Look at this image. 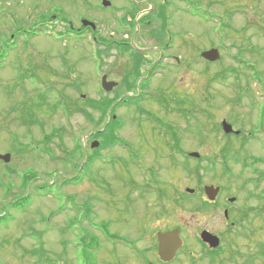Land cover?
Here are the masks:
<instances>
[{
	"label": "rangeland",
	"instance_id": "1",
	"mask_svg": "<svg viewBox=\"0 0 264 264\" xmlns=\"http://www.w3.org/2000/svg\"><path fill=\"white\" fill-rule=\"evenodd\" d=\"M110 1L112 7L104 8L102 0H0V42L12 41L14 24L32 28L31 34L14 39L28 41L30 46L20 44L6 61L1 59L8 65L4 64L6 68L0 72V153L10 152L11 160L0 161V264H70L73 258L67 250L73 251L74 242L80 239L65 232L90 205L94 211L91 217L97 218V223L119 217L112 230L118 227L122 235H136L142 225L148 250L155 246L156 231L171 226H181L190 249L197 252L201 251L198 238L203 229L224 235L226 250L235 249L239 241L236 236L242 232L264 240L262 218L247 230L243 225L228 233L220 206L199 210L192 197L188 198L189 206L174 204L187 187L202 193L207 185L224 187L225 197H235L237 207H256L257 214L264 210V0H192L190 12H177L164 30L161 20L155 24L153 17L143 18L147 19L146 26L140 25V36L133 41L148 48L170 45L165 51L167 66L162 63L151 82L140 80L133 91L136 97L117 107L114 119L120 123L117 135L121 140L101 150L100 144L95 149L90 146L104 138H91V134L102 130L109 117L98 123L100 113L89 108V100L115 96L102 88L104 73L119 83V102L124 100L128 89L123 79L133 63H129L128 53L116 52V47L101 63L97 59L100 55L96 58L86 39L58 32L62 30L59 17L66 23L86 17L102 19L101 28L107 33L117 36V31L128 32L132 40L134 31L129 33L130 29L121 25L124 16L116 14L115 8L125 9L135 0ZM177 4L184 9L182 3ZM42 25L49 33L42 35V31L36 36ZM144 32L149 37H144ZM211 47L219 48L222 58L206 64L201 56ZM148 55L150 62L159 57L158 52ZM168 66H175L173 73ZM141 74L144 77L146 72ZM147 82L149 85L143 86ZM26 101L32 107L31 117L37 120L32 126L28 122L27 127L19 115ZM182 102L185 104L180 106ZM13 106L19 113L10 116ZM180 107L183 113L177 112ZM77 108L87 110L92 119ZM223 121L251 136L244 150L231 139L232 153L236 154L231 156L228 170L222 159L229 146L222 132ZM166 124L169 127L165 130ZM58 132L62 139L54 136ZM165 133L167 138H174V134L177 140L171 156L166 151ZM77 146L85 149L84 158L70 154ZM86 150L89 155L99 150L100 158L84 167ZM185 152L199 153L200 158L186 157ZM254 158L262 161L253 164ZM156 163L167 166V170L159 168L156 173ZM246 163L249 167L244 166ZM197 167L201 182L194 172ZM153 175L159 181L156 188ZM73 178L78 181L65 184ZM25 179L28 186H24ZM19 187L23 195L29 187L32 196L21 211L12 210L21 202L12 203V194ZM6 191L12 193L7 199ZM173 204L167 217L163 205ZM121 217L127 218L126 222ZM40 218L49 227L45 241L40 242H48V252L30 254L26 249L34 245L28 228L35 226L42 232L46 226L39 223ZM21 236L25 237L20 240L23 247L17 241ZM61 240V244L65 240L71 244L59 246ZM108 251L103 248L93 255L97 260L103 258L100 264H111ZM226 264L236 263L230 259Z\"/></svg>",
	"mask_w": 264,
	"mask_h": 264
},
{
	"label": "flooded vegetation",
	"instance_id": "2",
	"mask_svg": "<svg viewBox=\"0 0 264 264\" xmlns=\"http://www.w3.org/2000/svg\"><path fill=\"white\" fill-rule=\"evenodd\" d=\"M182 3L184 6L180 7L178 6L177 3ZM193 8V2L192 0H135V2L132 1V3L129 6H126L125 9L123 8H115V12H118L116 14H120L124 16L123 21L121 22L122 26H125L126 28H130L131 22H132V13L135 11L138 12V14L142 13V16H147L151 12L156 13V22H159L160 20L163 23V27H160L161 30H164L166 26L171 25L169 20L172 21L174 16L176 15L177 12H181L184 14H188L190 12V9ZM99 11L101 10L99 7L97 8ZM142 9V10H141ZM151 9V10H150ZM180 9V10H179ZM103 10V9H102ZM120 12V13H119ZM165 17V19H160L159 15ZM171 17V19L169 18ZM84 19L94 21L97 24V28L93 29L91 26H85L83 24ZM59 20L62 21L61 27L62 30H60L58 33L62 34V36H67V37H78L81 39H87L90 40L91 43H93L92 48L94 49L95 56H99V60L101 61L103 57L109 56V53H111L114 49L113 46V41H116V46L119 48H115L116 52L117 49L121 54H125L129 56V52L133 51L134 49L130 48V44L127 40H120L121 38L118 37L116 38V33L115 32H110L107 33L103 28H101V22L102 19H92V18H86V17H81L80 19L75 20L74 22L68 21L67 23L62 20V17H59ZM155 22V24H157ZM169 22V23H168ZM165 25V26H164ZM170 27V26H169ZM15 32L16 34H13L11 36L12 41H2L0 42V72L2 69L6 68L4 64H7L5 61L7 60V56H9L16 48L18 45L22 44L24 45V48L30 46V42L24 41V42H15V36H21L22 34H31L32 33V28H29V25L21 26L14 24ZM39 31L35 32V35L38 36L42 34V31L44 33H48L49 28L46 26H40L38 27ZM144 31V30H143ZM43 33V34H44ZM57 33V34H58ZM121 33V32H118ZM42 34V35H43ZM144 37H149L145 32L143 33ZM148 34H151L148 32ZM125 35V34H123ZM128 38L130 37L129 34ZM140 36L139 34H136V36ZM92 45V44H91ZM171 48L170 45L168 47L161 48L160 47H143V46H138L136 50L138 52L143 53L144 55V62L145 64L143 67L140 68V71L146 72L149 77H151V80L154 79L155 75H157L158 68H156V64H159V67L163 65L164 67L167 66L166 60H168V56L165 54V51ZM152 51V53H159V57L155 60L150 62V57L148 53ZM166 55V57L164 56ZM4 58V64L1 63V59ZM146 58V59H145ZM148 58V59H147ZM176 60L177 58L174 57ZM130 63V60H129ZM8 65V64H7ZM149 66V67H148ZM148 67V68H147ZM174 67L168 66V70L173 73ZM166 69V72H167ZM33 69L30 67H27V71L30 72ZM132 71V70H131ZM33 72V71H32ZM30 72V73H32ZM131 73V72H130ZM127 76V73L125 74V78ZM35 75L33 74L32 79H34ZM149 85V84H148ZM76 87V86H75ZM126 96H131L133 92H127ZM176 101V100H175ZM27 106L20 107L21 108V113L19 115H22L21 118V124L26 123V117H30V114H32V107L29 106L28 101ZM184 103V102H182ZM178 104V101L176 102ZM185 104V103H184ZM14 108V106H13ZM10 116L19 113L18 110L10 109ZM25 113V116L24 114ZM167 127H169V124H166ZM173 126V125H170ZM174 127V126H173ZM172 132V131H171ZM165 137L167 136V133H165ZM165 145L167 146L166 151H168L170 154L169 156L172 155L173 152H175V147L177 146L176 138L170 137L165 139ZM10 153V152H7ZM2 154V153H1ZM11 154V153H10ZM189 153H185V155H188ZM167 155V154H166ZM165 155V156H166ZM1 161V160H0ZM2 162V161H1ZM157 165L155 167V171L157 173V169L159 168H165L167 170V166L163 167L161 166L160 163H156ZM155 173V174H156ZM154 174V175H155ZM153 175V176H154ZM154 188H156L157 184L159 181L157 178L154 176ZM192 188L187 187L182 193L178 194L176 196V201H175V206L181 205V207H184L188 205V198H195L197 201L196 203V208L199 210H207L210 206H220L219 209L223 211L224 219L226 222V225H228L227 232L230 233L232 231H238L239 229L249 228L252 224H256L257 221L264 219V210H262L263 217H260V213H256V207H249L246 204H243L240 207H237L238 203L237 201L235 202H229L230 197L226 198L224 195V188L221 187L220 193L217 195V198L214 202H210L206 195H205V186L202 188H199V191L202 190L201 192H196L191 193L189 190ZM192 189V190H193ZM22 190V187L18 188L17 190H14V193L12 194L10 191L5 192V198H9L10 194L13 195L15 200L12 203H16L18 201L19 205L12 206V210H23L25 206L20 205L26 203L24 200H26L28 197L31 196L30 193V188L28 187L26 195H23L20 191ZM158 192V191H156ZM160 192V191H159ZM251 196H254L253 193H249ZM159 195H162L159 193ZM32 197V196H31ZM30 197V198H31ZM251 198V197H250ZM187 200V201H186ZM228 201V202H227ZM28 203V202H27ZM174 204L169 207L163 205V208L167 210V217L171 216V208H174ZM236 205V206H235ZM189 206V205H188ZM91 207V208H90ZM261 209H264V206H261ZM211 208V207H210ZM260 210V209H259ZM83 212V213H82ZM80 212V216L74 220L73 223L75 226L73 228H67L65 234L67 232H72V236H76L77 238L79 237L80 242H74L76 243V247L73 251H70V249L67 250L69 253L68 255L72 257L73 259H70L72 262L70 264H100V261L103 260V258L99 257L98 260L96 259V256L93 255L94 252L96 251H101L103 248H107L108 254L110 255V258L108 261L109 263L113 264H200V263H205V264H226L227 261L230 259H233V261L236 264H264V240H258L256 239V235H251V234H246V232H242L239 236H236V242L235 249L229 250L223 248L224 245V235H217L216 233H213L220 239V245L216 249L211 248L208 244L201 243L200 242V234H199V242H200V250L197 252L194 249H190L187 241L185 240L184 237V229L181 226H171L169 228L161 229L156 231V236H155V246L152 250H148L145 246V230L142 225H140L137 229V234L136 235H130V234H124L122 235L121 233H118V227H115V231L112 230V225L114 223H117L119 220V217L117 219H109L110 222H104L101 221L100 223L98 222L97 218H92L91 216L93 215L94 211L92 209V206H89V209L86 208ZM125 222L127 218L121 217ZM41 225H45L44 219L40 218ZM46 227L43 228L42 232L38 231L34 227H29L28 230L32 232V235H29L30 241H33L34 247L31 249H26L28 250L27 253L30 252V254H39V251L47 253L48 250V242L47 243H40L44 242V236L47 235V231H49L48 225H45ZM179 229L180 231V237L182 239V246L180 249L177 251L175 257L170 260V261H165L161 258L159 254V241H158V233L163 232H171L175 229ZM244 234V235H243ZM60 235L62 237V232L60 231ZM26 236V235H25ZM31 237V238H30ZM24 236H21L18 238V243L20 244V240L24 239ZM62 240L59 241V246L60 245H65L66 243H70L69 240H65L63 244ZM71 244V243H70ZM21 245V244H20ZM105 245V246H104ZM255 248L253 249V246ZM22 246V245H21ZM23 247V246H22ZM41 248V249H38ZM25 249V248H23ZM43 250V251H42ZM76 250V251H75ZM62 253L65 252V250L60 249ZM197 253V254H195ZM150 256V257H149ZM97 260V262H96ZM185 261V262H184Z\"/></svg>",
	"mask_w": 264,
	"mask_h": 264
},
{
	"label": "trees",
	"instance_id": "3",
	"mask_svg": "<svg viewBox=\"0 0 264 264\" xmlns=\"http://www.w3.org/2000/svg\"><path fill=\"white\" fill-rule=\"evenodd\" d=\"M150 17H153V16H150ZM153 19H154V17H153ZM162 19H165V17H163V14H162ZM131 25H132V29L134 31L136 29L135 24L132 23ZM158 40H161V39H158ZM115 42L116 41H113L112 43H115ZM130 58H131V62L133 63L131 65L132 66V71H131L130 74H128V78L124 82V84H126V86L128 88V91H130V90L132 91V90H134L136 88V82L142 76L140 68L145 64L143 54L138 52V51L137 52L136 51L130 52ZM221 75H224V74H221ZM218 76H220V75H218ZM224 76H227V74L224 75ZM114 93H115V96L112 97V98L111 97H104V98L102 97L100 100H89V108L91 107L92 109H95V110H97L100 113V119H99L98 123L103 124L106 121V119L108 118V112L111 110L110 116H109L110 120H109V122H105V125H104V128H103L105 130L103 132H99V133H96L94 135V137H103L104 138L102 140V145L100 147L101 150H103L105 148L114 147L121 140V138L117 135V131L120 128V123L115 121L113 116L115 115V111H116L117 107L120 104L124 103V101L122 100V101H120L118 103V101H119V99L121 97V94L118 93L117 91H115ZM180 105L183 106L184 103H181ZM77 109H79V108H77ZM77 111L82 113L84 116L89 117L90 119H92V117H93L92 114H90L87 110L79 109ZM178 111L183 113V109L181 107L178 109ZM219 132H220V130H219ZM53 135L51 137H49V138L52 139ZM242 135H243V131H240L239 134L232 133V134H229V135H225L226 139L228 138V145H229L225 149L227 151H224L223 154H222V159L224 160L223 163H224V166H225L226 170H228V168H229V160H230L231 156L233 154H236V152L232 153L231 139L235 140L236 142H238L240 144L241 150L246 149L245 147L249 144V141L251 140V136L250 135H248V136L243 135L244 137ZM54 136H57V137L62 139V135L60 134V132H58L57 135H54ZM173 136L175 137L174 134H173ZM76 148L73 149V152H71V153L69 152V153L72 154L73 156L80 155V156H82L84 158L85 157L84 149L82 148V149L79 150V146H77ZM99 154H100L99 150H96V151L94 150L92 155L89 156V158L86 161L84 166L93 165L95 160L100 158ZM261 161L262 160H260V159H255L254 158L252 163L254 164V163L261 162ZM244 166L245 167H249L247 163ZM187 169L188 168L186 167V170ZM194 172H196V174L199 176V178H200L199 181L201 182V175H200V172H199V167H197ZM26 179L24 180V186H28Z\"/></svg>",
	"mask_w": 264,
	"mask_h": 264
},
{
	"label": "water",
	"instance_id": "4",
	"mask_svg": "<svg viewBox=\"0 0 264 264\" xmlns=\"http://www.w3.org/2000/svg\"><path fill=\"white\" fill-rule=\"evenodd\" d=\"M103 4L104 6L111 5V3L107 0H103ZM84 24L95 27V24L89 21H84ZM202 57L208 60L209 62H217L218 60H220L221 55L218 49H211V50L203 52ZM117 85L118 83L116 82L108 81L107 76H104L102 78V87L107 92L112 91ZM222 128L226 134H230L234 131L232 125L229 124L227 121H223ZM98 146H99V142H94L92 144V148H96ZM190 156L195 157V158L200 157L198 153H191ZM0 159H2L6 163H9L11 160V155L10 154H6V155L0 154ZM189 191L191 193H194V190H189ZM219 192H220V187H214V186L205 187V194L207 195L208 199L212 202L216 200V197L219 194ZM235 200H236L235 198L230 199L231 202ZM201 239L204 243L209 244L211 248H217L220 245V239L207 230H204L201 233ZM158 241H159V254L161 258L165 261L172 260L177 250L180 248L182 244L181 238L179 237V230H174L172 232H167V233L159 232Z\"/></svg>",
	"mask_w": 264,
	"mask_h": 264
}]
</instances>
